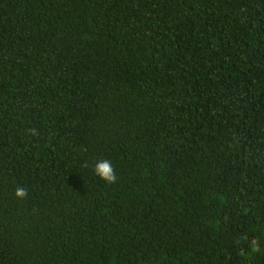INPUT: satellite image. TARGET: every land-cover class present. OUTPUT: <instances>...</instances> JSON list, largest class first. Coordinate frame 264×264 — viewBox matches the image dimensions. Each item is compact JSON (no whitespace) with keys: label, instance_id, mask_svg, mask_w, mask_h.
<instances>
[{"label":"trees","instance_id":"1","mask_svg":"<svg viewBox=\"0 0 264 264\" xmlns=\"http://www.w3.org/2000/svg\"><path fill=\"white\" fill-rule=\"evenodd\" d=\"M0 264H264V0H0Z\"/></svg>","mask_w":264,"mask_h":264},{"label":"clouds","instance_id":"2","mask_svg":"<svg viewBox=\"0 0 264 264\" xmlns=\"http://www.w3.org/2000/svg\"><path fill=\"white\" fill-rule=\"evenodd\" d=\"M28 134L31 136L38 135V130L35 128H30L27 130ZM93 175L106 184H115L118 182V176L116 174L115 166L111 160L105 159L101 162L94 163L92 167ZM15 196L18 199H26L28 197V192L23 187H17L15 189Z\"/></svg>","mask_w":264,"mask_h":264}]
</instances>
